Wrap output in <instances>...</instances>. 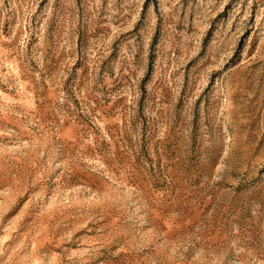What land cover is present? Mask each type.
Listing matches in <instances>:
<instances>
[{"label":"rangeland","instance_id":"obj_1","mask_svg":"<svg viewBox=\"0 0 264 264\" xmlns=\"http://www.w3.org/2000/svg\"><path fill=\"white\" fill-rule=\"evenodd\" d=\"M0 264H264V0H0Z\"/></svg>","mask_w":264,"mask_h":264}]
</instances>
